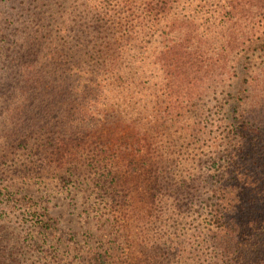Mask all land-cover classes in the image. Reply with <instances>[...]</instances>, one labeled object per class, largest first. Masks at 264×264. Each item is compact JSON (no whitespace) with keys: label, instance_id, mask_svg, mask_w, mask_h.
<instances>
[{"label":"trees","instance_id":"obj_1","mask_svg":"<svg viewBox=\"0 0 264 264\" xmlns=\"http://www.w3.org/2000/svg\"><path fill=\"white\" fill-rule=\"evenodd\" d=\"M263 49L264 0H0V264H264Z\"/></svg>","mask_w":264,"mask_h":264},{"label":"rangeland","instance_id":"obj_2","mask_svg":"<svg viewBox=\"0 0 264 264\" xmlns=\"http://www.w3.org/2000/svg\"><path fill=\"white\" fill-rule=\"evenodd\" d=\"M241 71L240 73L243 75H247L248 73H252L257 71L261 66L264 65V49L263 50H256V51H250L246 53L241 59ZM249 75V74H248ZM228 86V90L231 92H235V90L232 87H236V83H233ZM224 103V99H219L215 103H212V106H219ZM50 185L47 182L43 188H37L35 189V186H31L25 189V192L27 194L33 195V196H39L43 193H49ZM52 196V199L55 203H57V206L52 210L54 214L58 215L61 214V225L64 229L71 228L76 231L83 232V228L81 225L80 218L83 217V213L81 212L82 206H80V202L83 200L80 198V196L77 194L76 197L73 195V190H70V192L67 194L61 193V194H50ZM93 200V199H92ZM92 235L96 236L98 232L94 229L91 230ZM95 238V237H94ZM93 238V239H94ZM91 238V240H93Z\"/></svg>","mask_w":264,"mask_h":264}]
</instances>
